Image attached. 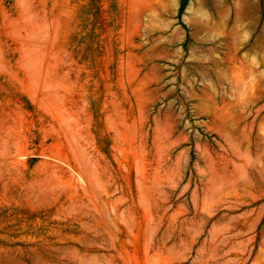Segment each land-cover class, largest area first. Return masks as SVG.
Instances as JSON below:
<instances>
[{
    "label": "rangeland",
    "instance_id": "obj_1",
    "mask_svg": "<svg viewBox=\"0 0 264 264\" xmlns=\"http://www.w3.org/2000/svg\"><path fill=\"white\" fill-rule=\"evenodd\" d=\"M0 264H264V0H0Z\"/></svg>",
    "mask_w": 264,
    "mask_h": 264
}]
</instances>
